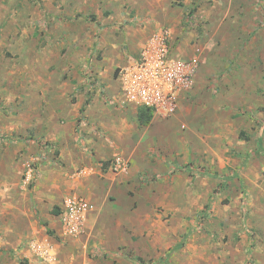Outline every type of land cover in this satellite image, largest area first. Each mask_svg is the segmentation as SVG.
<instances>
[{
  "label": "rangeland",
  "instance_id": "1",
  "mask_svg": "<svg viewBox=\"0 0 264 264\" xmlns=\"http://www.w3.org/2000/svg\"><path fill=\"white\" fill-rule=\"evenodd\" d=\"M103 1L80 0L82 9L63 17L61 33L70 38L60 55L65 62L71 60L69 48L76 44L72 34L86 40L80 44L83 50L91 49L81 54L80 68L75 69L81 82L69 94V103L82 92L85 100L93 97L87 89L92 61H101V68L114 61L108 103L120 108L114 112L122 121L114 122V133L104 124L93 127L109 138L116 153L101 161L96 174L98 198L106 203L99 219L101 231L85 236L93 244L96 237L107 243L68 248L75 237L63 238L61 232L48 229L50 239L37 231L31 238L42 250L32 248L31 238H25L17 248L0 247V264H29L24 247L40 260L31 264H137V256L146 264H264V0H111L107 7ZM41 2L0 0V212L4 215L24 211L37 191L47 200L46 182L53 173L62 175L67 165L49 135L68 128L63 117L52 116L49 125L43 120V89L37 82L51 76L72 83L78 74L71 64L58 74L57 58L47 74L40 60L32 63L29 57H19L12 46L22 36L36 39L34 50L41 56L51 23L43 18L40 26L31 28L15 18L20 5ZM56 2L60 8L73 4V0ZM101 13L103 20H97ZM156 31H168L173 51L194 70L191 87L176 110L154 114L144 127L137 124L131 105L115 103L114 79L122 59L135 55ZM87 117H78L77 125H89ZM117 154L127 159L126 171L109 168ZM50 206L54 214L57 204ZM105 217L113 218L119 229L106 230L111 219Z\"/></svg>",
  "mask_w": 264,
  "mask_h": 264
},
{
  "label": "crops",
  "instance_id": "2",
  "mask_svg": "<svg viewBox=\"0 0 264 264\" xmlns=\"http://www.w3.org/2000/svg\"><path fill=\"white\" fill-rule=\"evenodd\" d=\"M110 2L111 0H104V6H109ZM58 4L56 0H42L40 5L28 3V5H20L16 8L15 18L18 20L19 24L28 22L31 28H37L40 26L38 22L43 18H47V22H50L52 25L50 32H46L44 35L45 39H43V41H45V45L40 57H37L36 51L34 50L33 41H37L36 39L30 38V40H27L22 36L17 38L18 41L15 40V42L18 43H15V45L12 44V46H15L16 52L19 53V57H29L30 60H33L32 63L40 60L47 74L50 63L56 58L59 61L56 67L58 74L64 72L65 65L67 67L68 64H71L72 72L78 74L76 78H73L75 81L72 83L69 81L59 82L57 78H51V76L42 79L41 82H37L43 89L41 95L44 99L45 107V112L42 116V118H44L43 120L49 125L53 122L52 116L63 117L67 126L66 128H68L67 131L57 130L49 135L52 141L58 143L60 155L64 158L65 162H67V165H65V171L62 175L53 173V176L46 182L47 189L44 191V194L48 197L47 200L43 199L44 195L40 193V191H37L34 197H30L28 201L29 208L27 207L24 211L19 210L8 215H4V213L0 212V247L6 249L17 248L18 244L25 238H36L33 234H36L37 231L44 232L50 239H52V237L46 233L48 229H54V233L61 232V224L58 215L56 213H50L51 206L49 207V204L52 205V203H56L57 207L60 208L66 197L76 193L86 198L89 203V209L83 224L84 233L70 239L67 247H82L84 245L95 246L97 244L96 241H98L99 244L107 243L102 239L97 240L98 238L96 237L93 244L91 240L85 239V236L89 233L96 234L101 231L99 219L101 218V213H103L101 208H103L106 203L102 200L100 201L98 198L99 193L97 189L99 183L96 174L102 169L103 165H100L101 161L116 153L115 147L111 146L110 141H108L109 138L98 135L96 131H93V127H100L104 124L106 129L108 128L111 130V133H114L113 131L116 130L113 127L115 125L114 122L118 121L120 123L122 121L120 119L117 120L118 116H116L114 112L115 110L120 111V108H115L114 105L108 103L113 87L112 74L115 65L114 61L108 60L106 61L105 67L101 68V61H92L93 71L91 75H93L97 83L100 84L102 92H97L88 85L87 89L93 92V97L90 100H85L84 93L82 92L77 94V100L75 102L69 103V94L78 89L81 82V75L79 76L80 72L75 70L80 68L81 54H88L91 52V49L88 48L83 50L80 44L85 43L86 40L82 39L81 35L72 34L71 38L76 44H72L69 48L72 54L71 60L64 61V55L61 56L62 54L60 55V51L63 43L68 42L70 35L67 36L62 34L60 25H64L65 21L63 17H73L83 6L80 0H73L72 5L68 3L64 8H60ZM97 10L99 11L100 9L98 8ZM102 17V13L98 14L97 20H103ZM106 43L107 42H105V44ZM110 48V51H112L113 46ZM113 53L116 55L115 61L119 62V50L115 49ZM125 62L126 58H123L119 66L123 65ZM37 80L38 79H36V81ZM131 106H128L127 109L133 108L134 116L136 117V107ZM81 115L88 116V121L91 123L89 125L83 123L77 125V119ZM74 128L77 129L74 131ZM163 168L165 170V167ZM78 169H83V174L76 176L75 171ZM71 188L75 190H70ZM13 198H15V196ZM2 201L5 200L2 199ZM24 202L26 203V200ZM106 219H108L109 222L111 219V225L107 226L106 230L114 227L118 228L113 224V218L108 217ZM31 239H29V241ZM22 252L26 256H29V260L31 261L29 264L32 262L40 263L36 255L33 254L32 256L26 247L22 249Z\"/></svg>",
  "mask_w": 264,
  "mask_h": 264
},
{
  "label": "built area",
  "instance_id": "3",
  "mask_svg": "<svg viewBox=\"0 0 264 264\" xmlns=\"http://www.w3.org/2000/svg\"><path fill=\"white\" fill-rule=\"evenodd\" d=\"M119 67L115 79V103L132 105L136 109L139 106L147 107L158 115H168L176 110L180 98L191 87L194 70L191 62L173 51L168 31H156L148 36L137 53L127 57ZM89 85L102 92L93 75H90ZM127 166L128 161L122 155L117 154L109 161V167L115 172L126 171ZM31 172L32 169H29L26 180L30 179ZM81 174L83 169L75 171L76 176ZM88 209L89 203L81 194H71L65 198L57 214L63 238L76 237L81 233ZM29 245L41 249L33 239ZM41 253L50 258L48 251Z\"/></svg>",
  "mask_w": 264,
  "mask_h": 264
},
{
  "label": "trees",
  "instance_id": "4",
  "mask_svg": "<svg viewBox=\"0 0 264 264\" xmlns=\"http://www.w3.org/2000/svg\"><path fill=\"white\" fill-rule=\"evenodd\" d=\"M153 117H154V113H153V110H151L150 108L143 107V106L137 107L136 121L139 126H144V127L148 126L151 123ZM54 212L58 214L59 208L56 207V210ZM135 260L137 261V264H146L145 260L140 256L135 257Z\"/></svg>",
  "mask_w": 264,
  "mask_h": 264
}]
</instances>
